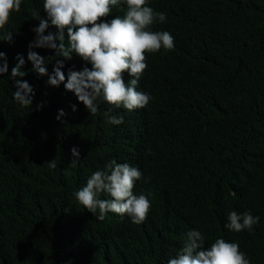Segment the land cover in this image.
Masks as SVG:
<instances>
[{
	"label": "trees",
	"instance_id": "16d2710c",
	"mask_svg": "<svg viewBox=\"0 0 264 264\" xmlns=\"http://www.w3.org/2000/svg\"><path fill=\"white\" fill-rule=\"evenodd\" d=\"M149 6L166 14L152 30L168 31L174 48L147 55L137 90L151 100L131 112L100 103L92 116L63 84L49 86L47 75L31 71L28 45L39 24L33 13L46 18L43 0H22L5 26L3 34L13 35L0 40L9 65L0 76V264H167L191 230L203 233L205 247L225 237L251 264H264V0ZM126 10L113 6L107 19ZM32 51L49 74L63 59L51 49ZM18 55L22 79L35 92L30 110L13 101ZM64 65L67 77L85 62L74 54ZM105 112L123 123H107ZM73 147L80 153L74 164ZM112 159L143 173L133 189L151 202L142 224L113 213L99 221L74 197ZM248 210L260 217L251 232L224 227L229 212Z\"/></svg>",
	"mask_w": 264,
	"mask_h": 264
},
{
	"label": "clouds",
	"instance_id": "9594fccd",
	"mask_svg": "<svg viewBox=\"0 0 264 264\" xmlns=\"http://www.w3.org/2000/svg\"><path fill=\"white\" fill-rule=\"evenodd\" d=\"M21 4L22 0H0V40L11 42L12 32L3 34V30L13 13L20 12ZM122 4L126 6V13L107 19L113 6ZM43 11L46 18H40V13H33L39 24L32 29L35 38L28 45L27 58L32 63L31 71L39 76L47 75L49 86L63 84L65 90L72 92L92 116L97 114L100 103L109 105V111L123 108L128 112L148 105L150 95L137 90L148 67L147 55L174 48V37L168 31L152 30L157 22L166 21L165 13L150 7L149 0H43ZM50 27L56 31H48L45 35ZM36 48L54 50L55 57L63 58L55 60L51 74L48 73L45 58L32 51ZM74 54L85 62V66L80 71L69 69L66 77L61 69L65 66L64 61L71 60ZM16 59L18 62L11 68L10 74L15 86L13 101L30 110L35 92L28 81L22 79L27 75L22 70L25 65L23 56L18 55ZM8 72L6 53L0 51V76ZM125 74L129 77L127 82ZM42 107V104L37 105V110ZM72 110H77L75 105H72ZM64 115V111L59 110L57 120ZM104 115L109 124L123 123V116L109 115V112ZM71 153L74 164L80 153L75 147ZM56 166L55 160L49 162V167L54 169ZM142 179L143 173L137 167L112 159L103 170L93 172L86 186L76 191L74 197L99 221H104L107 214L113 213L121 217L127 215L133 224L139 225L147 220L151 209L148 196L133 192L136 182ZM101 195L107 198L101 199ZM227 221L224 227L231 232H251L260 222V217L254 216L251 210L242 213L231 211L227 214ZM167 264H251V261L240 251L238 243L220 237L205 247L203 233L191 230L186 234L183 246L168 259Z\"/></svg>",
	"mask_w": 264,
	"mask_h": 264
}]
</instances>
